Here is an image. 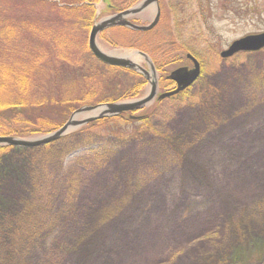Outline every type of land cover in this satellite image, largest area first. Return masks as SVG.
Masks as SVG:
<instances>
[{
  "label": "rangeland",
  "instance_id": "1",
  "mask_svg": "<svg viewBox=\"0 0 264 264\" xmlns=\"http://www.w3.org/2000/svg\"><path fill=\"white\" fill-rule=\"evenodd\" d=\"M205 4L204 18L196 0H158L151 30L155 46L178 44L164 47L180 66L150 58L162 77L192 66L180 47L194 52L201 74L187 92L44 146L0 151V264H264V48L220 58L233 41L264 32V0ZM106 6L95 3L96 22L113 15ZM152 17L148 9L132 18ZM125 30L101 33L99 47L131 51L124 41L141 38ZM114 76L103 96L134 83ZM162 77L158 94L172 87ZM144 113L147 125L122 123Z\"/></svg>",
  "mask_w": 264,
  "mask_h": 264
},
{
  "label": "trees",
  "instance_id": "2",
  "mask_svg": "<svg viewBox=\"0 0 264 264\" xmlns=\"http://www.w3.org/2000/svg\"><path fill=\"white\" fill-rule=\"evenodd\" d=\"M98 1L0 0V136L25 139L48 134L59 129L66 122L65 117L80 107L114 103L140 95L146 85L141 75L103 65L93 58L86 43L82 42L86 32L97 20L95 3ZM104 1L108 14H114L131 8L140 0H123L119 4H115L114 0ZM196 1L201 17H210L211 11L205 4L206 0ZM123 5L124 8L121 7ZM130 20L136 23L133 18ZM118 28L123 27L110 29ZM130 32L137 38L140 36L142 43L130 39L124 41L126 48L151 56L162 68L167 65L163 63L169 62V66H180L182 63L180 59L170 61L176 50L170 51L164 47H177L174 39L166 43L159 41L155 46L157 32ZM174 37L178 39L180 36ZM180 50L194 57L190 47L183 46ZM83 51L91 56L92 61L79 55ZM186 55L184 60H187ZM96 63L103 71L96 67ZM162 68L159 70L160 78L166 74ZM114 73L130 76L134 83L116 95L110 93L103 96L112 90L109 80H114ZM105 78L108 80L104 81ZM55 116L58 118L54 119ZM130 120L123 118L122 123H136L135 120L145 125L150 123L146 114ZM115 121L117 119L107 118L90 125H105ZM6 148L10 147H0V151ZM0 206L4 207V201L1 200Z\"/></svg>",
  "mask_w": 264,
  "mask_h": 264
},
{
  "label": "water",
  "instance_id": "3",
  "mask_svg": "<svg viewBox=\"0 0 264 264\" xmlns=\"http://www.w3.org/2000/svg\"><path fill=\"white\" fill-rule=\"evenodd\" d=\"M104 1V0H102ZM151 10L153 17L148 25H137L129 21V18ZM160 17L158 0H141L133 7L106 16L95 22L89 32L87 47L92 56L103 65L123 68L141 75L148 83L147 93L138 99L126 100L114 103H103L95 106H83L75 110L69 119L57 130L33 139H21L11 136H0V147H24L34 148L55 142L80 127L107 118L120 116L128 112L139 111L150 105L158 95L157 75L154 65L148 55L138 50L131 51H104L97 43L98 35L112 27H123L136 32H148L156 27ZM264 48V32L251 34L233 41L226 50L221 51L220 58L226 60L239 52H257ZM193 67L191 69L179 67L168 76L175 83L176 88L170 92L158 96L159 100L172 97L187 90L200 76L199 63L190 55ZM145 62L148 69L141 67ZM80 118V119H78Z\"/></svg>",
  "mask_w": 264,
  "mask_h": 264
},
{
  "label": "flooded vegetation",
  "instance_id": "4",
  "mask_svg": "<svg viewBox=\"0 0 264 264\" xmlns=\"http://www.w3.org/2000/svg\"><path fill=\"white\" fill-rule=\"evenodd\" d=\"M187 59V58H186ZM187 62H190L191 63V65H192V62L190 61V60H186ZM199 63V62H198ZM140 65H141V67H143L144 69H148V66L146 65V63L145 62H141L140 63ZM153 65L155 66V64L153 63ZM200 65V64H199ZM187 67V65H184L183 67ZM193 66V65H192ZM192 66L191 67H187V68H189V69H191L192 68ZM156 70V74L157 73H159V70L157 71V68L156 67H154ZM159 68V67H158ZM200 70H201V66H200ZM168 76L169 75H166L165 77H162V80L161 81H166V82H168V84H171L172 85V87H169V89L168 90H166L165 92H163V93H167V92H170V91H172V90H174L175 88H176V85H175V83L174 82H172V81H170V80H168ZM157 77H159V74H158V76ZM160 78V77H159ZM199 79V78H198ZM145 82H146V85H147V87H148V83H147V81L145 80ZM145 85V86H146ZM157 85H159L160 86V81H159V79H158V81H157ZM191 87H193V86H191ZM190 87V88H191ZM148 90V89H147ZM189 90V88L187 89V90H184V91H182V92H180L179 94H177V95H174V96H172V97H168V98H165V99H163V100H166V99H175V98H177V97H180L183 93H185V92H187ZM163 93H160V94H158L157 95V97L155 98V100L150 104V105H148V106H146L145 108H143V109H141V110H139L138 112H141V111H143V112H145V111H147V110H149L150 108H151V106L155 103H158L159 101H162V100H159L158 99V96L159 95H161V94H163ZM125 115H127V114H124V116ZM132 119H135V118H132Z\"/></svg>",
  "mask_w": 264,
  "mask_h": 264
},
{
  "label": "bare ground",
  "instance_id": "5",
  "mask_svg": "<svg viewBox=\"0 0 264 264\" xmlns=\"http://www.w3.org/2000/svg\"><path fill=\"white\" fill-rule=\"evenodd\" d=\"M229 182V180H227V183Z\"/></svg>",
  "mask_w": 264,
  "mask_h": 264
}]
</instances>
